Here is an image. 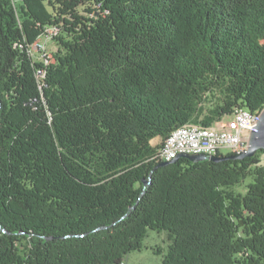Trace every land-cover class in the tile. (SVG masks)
Wrapping results in <instances>:
<instances>
[{
  "label": "trees",
  "instance_id": "16d2710c",
  "mask_svg": "<svg viewBox=\"0 0 264 264\" xmlns=\"http://www.w3.org/2000/svg\"><path fill=\"white\" fill-rule=\"evenodd\" d=\"M237 109H264V0H0V264H126L150 231L162 264H264V151L158 167Z\"/></svg>",
  "mask_w": 264,
  "mask_h": 264
},
{
  "label": "built area",
  "instance_id": "2783aa9c",
  "mask_svg": "<svg viewBox=\"0 0 264 264\" xmlns=\"http://www.w3.org/2000/svg\"><path fill=\"white\" fill-rule=\"evenodd\" d=\"M262 110L237 109L212 126L189 124L176 129L158 152L160 161H171L181 154L219 156L221 150L241 154L249 148L251 132L260 127Z\"/></svg>",
  "mask_w": 264,
  "mask_h": 264
},
{
  "label": "rangeland",
  "instance_id": "374dc122",
  "mask_svg": "<svg viewBox=\"0 0 264 264\" xmlns=\"http://www.w3.org/2000/svg\"><path fill=\"white\" fill-rule=\"evenodd\" d=\"M15 5L19 8L21 0H14ZM82 15L87 16L86 7H81ZM61 34L58 26H48L38 36V38L28 46L29 54L34 63L50 65L55 62V53L58 52L59 43L57 38ZM39 77L43 74L39 72ZM220 155L226 156L228 150H221ZM251 180H246L237 190L245 192L247 185ZM169 241L165 233H157L150 231L148 237L144 241V248L140 252H133L127 256L126 264H162L164 254L168 251ZM160 250L161 252H158Z\"/></svg>",
  "mask_w": 264,
  "mask_h": 264
},
{
  "label": "water",
  "instance_id": "95a60500",
  "mask_svg": "<svg viewBox=\"0 0 264 264\" xmlns=\"http://www.w3.org/2000/svg\"><path fill=\"white\" fill-rule=\"evenodd\" d=\"M264 151V109L262 111L261 115V122H260V127L256 129L255 131L251 132L250 137H249V148L247 151L237 154V155H232V156H206L203 154H181L177 158L171 160V161H165L161 164H159L158 167H163L167 166L171 163H175L181 158H186L192 162H201L205 160H210L214 162H221L224 160H242L247 157H254L257 155L258 152Z\"/></svg>",
  "mask_w": 264,
  "mask_h": 264
}]
</instances>
